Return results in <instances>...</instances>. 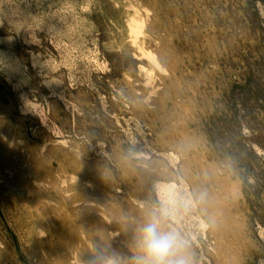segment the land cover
Listing matches in <instances>:
<instances>
[{
  "label": "rangeland",
  "instance_id": "1",
  "mask_svg": "<svg viewBox=\"0 0 264 264\" xmlns=\"http://www.w3.org/2000/svg\"><path fill=\"white\" fill-rule=\"evenodd\" d=\"M20 163L129 255L169 185L191 264H264V0H0V264L58 262L28 241Z\"/></svg>",
  "mask_w": 264,
  "mask_h": 264
},
{
  "label": "bare ground",
  "instance_id": "2",
  "mask_svg": "<svg viewBox=\"0 0 264 264\" xmlns=\"http://www.w3.org/2000/svg\"><path fill=\"white\" fill-rule=\"evenodd\" d=\"M136 30L135 33H137ZM22 164L20 163V184H17L13 189L12 198L18 213L23 217L22 225L27 230L29 243L36 244L50 255H54L58 260V262L50 260L49 264H70L72 261L78 263L80 255L82 259L87 258L83 256L82 250L88 249L95 242H101L105 250L104 254L116 259L118 264H121L124 260L126 263L127 259L131 264H134V257L139 254L138 242L134 245L129 244L130 249H134L137 254L132 253L129 255L126 249L120 246V242L125 239L128 232L125 225L111 223L107 228L104 227L98 230V228L89 226L88 219L84 218L87 207L80 206L77 209L69 206L65 211L67 213L55 211L52 205L54 206V203L62 198L67 202V199L62 197L66 193L68 199L74 203L87 199H84L79 193L71 192L72 188L70 186L58 187L52 173L47 170L39 171L33 165H30L26 167H28L27 172L31 175H25L23 167H21ZM50 184H52V189L59 193V198L51 192ZM206 204L207 207H210L211 203L207 202ZM204 205V203H201L200 208L205 210ZM68 219H70L71 224H74L75 230L67 227ZM208 220L215 227L217 217L210 214Z\"/></svg>",
  "mask_w": 264,
  "mask_h": 264
},
{
  "label": "clouds",
  "instance_id": "3",
  "mask_svg": "<svg viewBox=\"0 0 264 264\" xmlns=\"http://www.w3.org/2000/svg\"><path fill=\"white\" fill-rule=\"evenodd\" d=\"M160 201L158 210L151 212L139 228L138 252L134 264H191L187 255L183 254L184 242L175 231L165 230L164 224L174 215L177 205V193L169 185H157ZM101 242H95L87 250V258L81 255L78 264H118L116 259L104 254Z\"/></svg>",
  "mask_w": 264,
  "mask_h": 264
}]
</instances>
